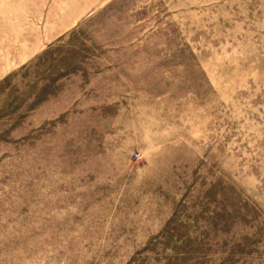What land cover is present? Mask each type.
Segmentation results:
<instances>
[{
	"label": "rangeland",
	"instance_id": "obj_1",
	"mask_svg": "<svg viewBox=\"0 0 264 264\" xmlns=\"http://www.w3.org/2000/svg\"><path fill=\"white\" fill-rule=\"evenodd\" d=\"M0 264H264V0H0Z\"/></svg>",
	"mask_w": 264,
	"mask_h": 264
}]
</instances>
